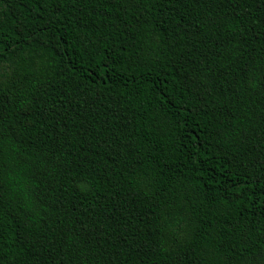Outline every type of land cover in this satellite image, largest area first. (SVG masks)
Wrapping results in <instances>:
<instances>
[{"label": "trees", "instance_id": "trees-1", "mask_svg": "<svg viewBox=\"0 0 264 264\" xmlns=\"http://www.w3.org/2000/svg\"><path fill=\"white\" fill-rule=\"evenodd\" d=\"M0 264H264V0H0Z\"/></svg>", "mask_w": 264, "mask_h": 264}]
</instances>
